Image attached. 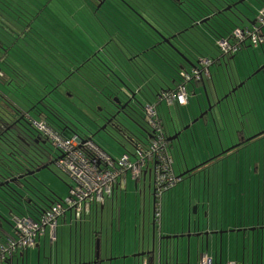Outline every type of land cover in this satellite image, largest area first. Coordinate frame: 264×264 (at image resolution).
Returning <instances> with one entry per match:
<instances>
[{"label": "rangeland", "instance_id": "1", "mask_svg": "<svg viewBox=\"0 0 264 264\" xmlns=\"http://www.w3.org/2000/svg\"><path fill=\"white\" fill-rule=\"evenodd\" d=\"M33 1L35 2L34 8L36 11L31 9L30 6L24 0H21V2L19 0L17 1L14 0V2L9 1V4H7V6L4 2H0V18L1 16H3L4 19H6L9 23L12 24V28H16V30L18 29L19 31V27H20V29L24 31V29L27 28L25 26L27 25L25 24L27 13L30 12L31 14L33 13L35 15L36 12H40L39 15L40 17L37 19V21L33 23V25H36L38 27V30L40 31L41 34L47 36L49 39H51L52 37V39L55 41L58 40V36L60 37L62 36L60 32L64 31V33H68L67 36H64L66 38V39L64 38V42L66 44L64 46V49L68 53H70L72 50L71 48L72 46L70 44V40L72 38H74V44L76 50L78 48L84 50L85 46L90 48V43L87 38L89 36L95 38V41L97 40V42L101 40L100 43L102 44L108 40L106 47H108L109 45H113L111 42L112 38H110V36L113 35V32L116 31V28L111 20L112 14H114L113 16H117L118 20H114V21H117L119 22L120 25H122L119 30L122 33H125L124 36L126 37L127 41H131L130 39L132 38L136 39L137 41L143 40L146 37V34H148L149 36V31L147 30V28L146 27L143 28L140 25L131 22L130 21L131 18H129L132 17L130 12L128 10L125 11L120 9L121 7L119 6L118 9L121 10L120 13L113 12L116 10L110 11L109 8L107 9V5H106V7L101 10V16H98L99 18H96L86 10H84V12H82L83 10L80 11L77 7H79L81 2L80 4L77 5V2L75 0H48V1L45 0V2L44 0H40L38 2H36L35 0ZM215 1H217L220 10H223L226 13L224 14L223 12L219 16L216 15L211 19L212 23L215 25H218L216 24V22H220L221 19L227 20L228 19L227 16L233 17L234 20L239 25L247 24L248 20L250 21L256 18L259 15L262 8L264 7V3L261 0H244L243 3H238L240 0H230L233 1V3H237L236 6L238 9L234 8L235 11L233 10V14L240 13L241 11L244 12V15L240 14L242 18H238L239 19L238 20L233 16L231 12H229L228 6H225L227 5L226 1L224 0H215ZM137 3L143 6V8L146 7H147L146 9L149 8L148 12H150V16L152 15L155 18L159 16V17H163L164 19L166 18L168 21L169 20L171 21L172 18L171 13L168 9H164L162 6L157 8L149 3L146 4L143 0H140V2ZM42 4H44L45 7L44 6L42 7ZM27 5H28V9H27ZM24 8L26 12L23 11ZM39 8L41 10L37 11ZM42 8H44L45 11H43ZM50 10H52L53 14L50 18H48L47 13L50 14ZM138 10L141 11V9L139 8ZM171 11L174 13L173 10ZM20 18H21V22L18 21L20 20ZM125 18L128 19V21H126ZM107 19L110 20L108 21ZM179 22H181V20H179ZM4 30L5 29L0 25V69L3 71V73H5L6 79L10 78V81L7 84H4L3 83L4 76L1 77L2 71H0V90L3 93H6L7 95L9 94L8 95L9 98H11L15 104L18 105L23 104L24 106L23 105L22 106L25 109L30 103V100L28 98L32 96V94H35L34 92L36 91L34 90L38 89L39 87L37 83L43 80L42 76L43 77L46 76L45 78H47V80L49 81L55 80L57 76L60 77L61 76L59 73L60 69H62L63 66H69L70 59L66 58L68 59V61L63 60L61 62V65H59V63L56 64L57 62L54 59H52V61L46 60L44 58L45 51L35 46L34 43L32 42V41H37L38 39L43 40L42 35L38 36L35 34L34 27H31V29H27L25 31V34H21V33L17 34L15 32L16 30L12 29L15 30L13 31L14 34L13 32L9 31L11 32V34L9 33V37L6 35ZM46 33L48 35H46ZM183 33H185L187 36H191L190 32L188 31H185ZM150 43L151 40L150 41L146 40V42L144 40V44H143L144 48H146L147 45H149ZM210 46L211 48L206 51V54L209 55L210 58L215 60V62L210 64L208 74L205 71L202 72L204 78V85L205 87H207V91L209 92V98L211 99V101L214 102V103L211 102L212 104H215V101L217 100L215 93L211 90L212 88H216L218 90V96L221 99L219 101L220 102L219 105L217 104L213 105L212 111L217 112L218 109L220 108H224L226 111H229L226 112V115L224 117H218L220 118V120L217 123L215 122L216 123L215 128L217 129V132L214 129L210 130V137L214 140L213 151H215L217 154L223 152L225 153L219 158H217V160L211 161L214 162V164L211 165L210 169H207L206 171L202 172L201 171L202 168H201L190 177L196 178L199 176L197 179L200 178L201 181L204 179H208L210 180V183H214V184H217L219 182L220 184L219 187L216 186L210 187L212 201H215L216 197L219 196L218 212H224L225 215H229L230 213L233 214L236 210H238L239 212H241V214L244 213L248 215L250 213L256 217L258 214V217L261 219L264 216V133L255 138H251L250 140L244 142V144L239 147H235V146L240 140L239 131H241L242 136L245 137L246 139L254 136L259 132L260 133L264 132V72H259L255 76L254 80L248 82V84L245 87L243 86L238 88L235 93L228 94L227 98H223V96L225 95V92L226 93L229 92L226 86V74L232 76L235 80H238L240 79L239 75H241L242 77L245 74H248V72L251 73L252 71H254L256 68L259 67V64L261 65L262 63H264V53L262 51L263 48L261 46L254 48L252 46L246 45V47L245 46L241 47V50H239L237 53L231 56L229 54L222 55V53L214 45V43L211 44ZM110 48L111 51L114 52L112 53L113 58L115 60H119L121 66L123 67L128 66L129 71L132 74H134L133 76H136L138 78L133 68L127 65L128 62L127 59L121 58L118 50H115L113 46H111ZM129 49L130 48H128L127 50ZM126 52L131 53L132 49ZM116 55L118 56V58ZM200 55L201 54H193V56L196 57H199ZM95 59L92 60L93 64L94 62L97 63ZM193 62L194 63L197 62V59L195 57H193ZM83 68H87V67H83ZM186 69L189 72L192 71V68L189 64H187ZM115 70L121 76L123 75L125 78H128L129 74L127 75L126 72H120L118 68H115ZM96 76L97 75L95 73L94 74L92 73L90 76L92 82H94V85H96V81L98 80ZM84 80L87 81V78L84 77ZM118 80L120 81L119 77ZM133 80H137V79L133 78ZM75 85L78 86L77 87L78 95H80L79 93V87H80L85 92L84 96L86 97V99H88L89 102H92V104L96 103L94 102L93 99H91L86 95V92L92 90L90 85H87L85 81L81 82L80 78L77 79ZM97 85L100 86L99 84ZM131 85L133 88H137V90L141 88V86L137 87L136 84H131ZM204 85L200 80H195L194 78H192V80L189 81L187 85L189 90L188 95L190 94L192 99L193 98L195 99L196 103L197 101H199L203 105H207V101L205 100V96H204ZM256 88H262L259 91V94L254 91ZM252 90L255 93L252 92ZM233 97H236L235 99L242 100V102L239 103L240 106L239 109L237 110L234 108L235 104L232 101ZM139 98L143 101L144 105L148 101L155 99L154 94L150 93L148 95V98H146L144 96V93L142 92L139 93ZM73 99L77 100V97L75 96L73 97ZM60 104L61 106L63 105L65 109L67 108L65 110L63 107H61L63 109L61 111L62 115L67 118H70L69 111L71 112L73 111L70 110L67 104L65 105L62 102ZM228 104H230L229 107H227ZM78 105H82V107L84 108V112H87V107H84L86 106V104H80L79 99H78ZM142 108L145 115L144 106ZM173 112L174 111L172 109L170 113ZM30 115L35 119L40 120V116L35 115L33 111H30ZM211 116L212 113H208V115H205L204 117L198 119L189 128L185 129V131L182 132L181 136L178 139H175L172 145L171 144L169 145L168 147L169 154L172 159L173 168L174 170L177 171V173L180 172V169L184 171L188 168H193L196 165H200V163L204 162L205 159L209 160L214 157L215 154L209 156L212 149L208 148L209 144L207 145V143L210 142L208 136L205 137L203 135L202 136L200 135L196 138H193V134L197 132L196 128L200 127L201 126L200 124L203 125V123L207 122V125H210L212 120ZM193 119L194 118H192L190 121H193ZM123 124H125L126 126H130L129 122H123ZM188 124L189 123L187 124L181 123L182 126H187ZM140 129H142V127ZM166 129L169 130L170 133L173 132L169 127H166ZM110 132L114 136L108 138L100 134L95 135L93 137V142L97 144L102 150L107 152L114 159H118L126 151H128L131 154L134 153L135 151L134 144L128 141L122 134L117 132V129L115 127H110ZM186 135L191 138L190 144L184 146V148L182 149L180 148L178 149L180 144L183 145V141ZM216 138L221 139L222 142L221 143L215 142L217 141ZM47 146L49 149L53 150L55 154L58 155V151H56L51 146H49V144ZM231 146L232 148H230ZM205 153H209V154L206 155ZM199 173L201 174L199 175ZM127 175H128L127 181H131L132 180L131 174L128 173ZM37 176H38L37 186H40V188L45 191V193L47 194L45 198H48V196L61 200L66 198V196L68 195L69 186L71 185V181L62 172V170L56 168L54 163L50 164L49 167L47 168H43L37 171ZM151 181L152 183L154 182L153 174ZM32 188L34 190L37 189L35 185L32 186ZM39 194L41 195V193ZM257 194H260V202L256 201L257 199H259L257 198ZM137 195L138 194L135 191V187L131 186L129 194H127V202L125 205L123 204V208H122V210L126 212V217H124L123 215V218L122 219L120 218V220H122L121 221L122 230H124L125 227L124 240H126V242L131 245L134 243V240L136 239V231H137L136 229H138V225L136 224V221L141 222V217H142L141 215L138 214L136 215L135 213V198L138 202V206L141 207V204L143 203L142 196L141 195L137 196ZM147 202H148V195L146 193V204ZM124 206L126 210L124 209ZM170 206H171L170 208L167 207V210H164L165 209V205H164V209H163L164 214L162 218L163 229L166 222V218H165L166 213L173 214L172 205ZM195 207H196L195 204H192V212ZM187 208H188V203L184 208L180 207L178 204L176 210L180 213L183 212L185 213L188 211ZM1 211L2 208H0V212ZM117 211L118 208L115 205L114 217ZM22 215L35 216V214L24 212L22 214L9 213L8 215H6L7 218H3L2 215L0 214L1 224L3 223L6 226L5 231L2 234L0 233V237H2V239H5L7 235H15V231L13 227L14 223L16 222L15 217ZM171 217H168V220H170ZM148 219H149V212L147 210L146 221H145L146 225L144 229L140 227L141 231L144 230H146V232L148 231V224H149ZM66 220H67L66 223H63L62 220L60 219L58 222V226H59L58 230L60 232V235L58 236V243H57L58 245L56 244L55 246V243L54 245H51L49 243L50 239H48L47 247L45 251L46 255H48L50 252V248L52 246L51 253L52 256H55V249L58 247L57 254L59 255L60 259L61 257H63L64 262H66L69 257L70 242L72 246H74L73 245L74 236L72 237V241H71L69 235V223H70L69 215H67ZM110 220L111 218H110L109 210H106L103 216V231L101 238L102 244L105 243V239L107 240V234H106L107 231H108V242H110V238H111L110 229L107 230V228H110V224H111ZM118 222H119V218H118ZM100 226H101L100 218H98L97 235L99 234ZM93 227H96V225L93 224ZM252 229L253 228H251V230ZM94 230L96 231V229L90 228L89 225L83 226L82 232L80 233L78 231V241L81 240V242L86 246L91 244L92 248L94 249L96 240H99L98 236H95ZM157 230H158V226L156 227V231ZM114 231L116 232L115 228ZM141 240H142V232H141ZM33 249L36 248L31 247L28 249L29 250V256H28L29 260H27L28 264H36L38 252L37 250H33ZM32 251L34 252L33 254ZM93 255H94V251H93ZM122 263L117 262L112 264H122ZM72 264H78V263H72ZM103 264H110V262H105Z\"/></svg>", "mask_w": 264, "mask_h": 264}, {"label": "crops", "instance_id": "2", "mask_svg": "<svg viewBox=\"0 0 264 264\" xmlns=\"http://www.w3.org/2000/svg\"><path fill=\"white\" fill-rule=\"evenodd\" d=\"M4 3L6 4V6L7 4H9L7 1H4ZM0 23H2L1 25H3L4 28L8 29L11 32L16 30V28H12V24L9 23L6 19H4L3 16H1ZM20 30L21 29L19 28V32ZM17 31L18 29L15 31L18 34ZM47 38L48 37H46V40L43 39L44 42L46 43L42 45V50H45V48L49 49L53 47L52 44H54V40L52 39V37L51 39L49 38L47 39ZM246 45L250 46L248 42H246ZM262 48H263L262 51L264 53V47ZM239 50H241V48ZM233 55L234 54H232L231 56ZM261 67L263 68L260 69ZM259 72H264V63L261 64L254 71H252V73L248 72V74H245L242 77L241 75H239L240 79L238 80H235L233 77L231 78L229 76L228 82L232 84V82L240 81V83H242V86L247 85L248 82L254 80L255 76ZM6 80L7 81L10 80V78H7ZM203 82H204V78H203ZM39 83L40 82L37 83L38 86L40 85ZM239 84H237L238 85L237 87H241L239 86ZM226 86L228 88L229 86L228 83L226 84ZM261 89L262 88H256L254 91L259 94V91ZM211 90L213 92L216 90L218 94V90L216 88ZM254 91L252 90V92ZM216 92L215 95L217 96ZM225 94L227 93L225 92ZM232 101L235 104L234 108L236 110L239 109L240 106L239 103L242 102V100L233 99ZM151 103H154V101ZM214 105H216V102ZM228 106H230V104H228ZM206 108L207 105H203L199 101H197L196 103L195 99L194 98L192 99L190 94L188 95L187 103L182 106L172 105L167 107L163 104L160 105L158 103L156 105L158 116L164 121L166 119V123H165L166 127L171 128L173 132L175 129H179L183 127L181 123L182 124L189 123V125L191 126L195 122L190 120L192 118H196L200 114V112ZM172 109L174 112L170 113ZM208 113L206 115H208ZM218 114H219V109L217 112L215 111L213 112V117L211 116L212 120L210 125H207L206 122L203 123V125L200 124L201 126L196 128L197 129L196 134L198 133L197 134L198 136L200 135L201 136L203 135L205 137L208 136L210 142L207 143V145L209 144L208 148H211L212 150H213L214 140L210 137V130L214 129L217 132V129L215 127H216V123L220 120V118H218L217 116ZM213 118L216 119L215 124L213 122ZM166 133L169 136L172 135V133H170L169 130H167ZM216 140L217 141L215 142H219V138H216ZM170 144L172 145V143ZM205 154L208 155L209 153H205ZM211 165H213V163L203 164L201 162L200 165H196L195 167L188 169H190V171H193V169L198 167L197 170L194 171L197 172L202 168L201 171L203 172L206 171L207 169H210ZM172 168H173V164H172ZM173 171L176 176L179 173L183 172L182 169H180V172L177 173V171L174 170V168ZM194 171L192 173H195ZM127 174L128 172L125 175V182L119 183L117 185L113 197L107 198L105 200V202L97 210L95 216L93 214L91 216H87L81 222L69 223V235L71 241H72V237L74 236V242H73L74 246H72L70 242V253L66 262H64L63 257H61L60 259L59 255L57 254L58 247L57 248L55 247L56 249H55V256H53V264H66V263L80 264V262H86L93 258L94 256L93 251L95 250L92 248L91 244L86 246L81 242V240L78 241V231L81 233L83 230V226L85 225H89L90 228L96 229V231L95 230L94 231H95V236H98L100 241L99 262H101V264L105 262H110V264L117 262H121V263L123 262L122 264H126V263L127 264H144V263L199 264L203 254H206V256L211 259L212 264H263L264 263V216L260 219L258 217V214L257 217L253 216L250 213L246 215L244 213L241 214V212H239L238 210H236L233 214L230 213L229 215H225L224 212H218L219 196L217 195L218 197H216V200L212 201L210 187H215V186L219 187L220 185L219 182L217 184L210 183V180L208 179H204L201 181L200 178L197 179L199 176L196 178L190 177L193 174L191 175L186 174L180 177V180L176 184H174L172 187H170L168 190H166L163 193L161 197L162 207H161L160 222H158L161 224V227L160 229L158 228V230L155 232L156 237L153 245L151 238L152 237L151 222H154L153 213H154L155 198H154V182L152 183L151 181L152 174L146 172L142 174L138 179H134L133 177H131L132 178L131 181H127V176H128ZM200 174L201 173H199V175ZM131 186H134L136 193L139 196L141 195L143 198V203L141 204V207L138 206V202L135 198V213L136 215L138 214L141 215L142 217H141V222L136 221V224L138 225V229H136L137 230L136 239L134 240V243L132 245L128 244L126 240H124L125 227L124 230H122V223H121L122 220H120V218L121 219L123 218V215L124 217H126V212L123 211L122 208H123V204L125 205L127 202V194H129ZM146 193L148 195L147 204H146ZM257 198L259 199H257L256 201L260 202V194H257ZM187 203H188L187 212L180 213L176 210L178 204L180 207L184 208ZM192 204H195L196 206L193 212H192ZM115 205L118 208V211L114 217ZM164 205H165V209H164ZM170 205H172L173 214L166 213V217H165L166 222L163 229L162 226L163 225L162 218L164 214L163 209L167 210V207L168 208L171 207ZM106 210H109L110 218H111L110 228H107V230L110 229L111 238H110V242H108V231H107L106 233L107 240L105 239V243L102 244L101 238L103 231V216ZM147 210L149 212V219H148L149 224H148V231L146 232V230L141 231L140 227L143 229L145 228ZM168 217H171V219L168 220ZM98 218H100L101 226L99 228V234L97 235ZM118 218H119V222H118ZM197 219H200L202 222L201 228L199 230L195 228V221ZM66 221H67L66 219L62 220L63 223H66ZM168 221L171 222L169 223ZM188 222L191 231V235L189 237L186 236ZM158 223L157 222L155 223L156 225L155 228L159 225ZM204 223H206L207 226H204ZM93 224H95L96 227H93ZM58 228L59 226L57 225L55 246L58 243V236L60 235ZM114 228L116 229V232L114 231ZM251 228L253 229L251 230ZM205 231L207 232V236L203 235ZM47 232L48 231L46 230L45 234L37 240L36 245L33 247L36 248L33 250H37L39 257H41V253L43 252L45 253L47 247V240L50 239L49 232L48 235ZM141 232H142V240H141ZM196 232H199L200 235L196 236L195 234H193ZM160 234L177 235V238L162 240L160 245V241H159ZM206 243H207V247H206ZM141 252L143 254H141L140 256L137 257L133 256L136 253H141ZM33 253L34 252L32 251V254ZM24 256L27 258V260H29L28 259L29 250H27L24 253ZM13 264H15V262Z\"/></svg>", "mask_w": 264, "mask_h": 264}, {"label": "trees", "instance_id": "3", "mask_svg": "<svg viewBox=\"0 0 264 264\" xmlns=\"http://www.w3.org/2000/svg\"><path fill=\"white\" fill-rule=\"evenodd\" d=\"M4 1H7L8 3L9 1L14 2V0H0V2H4ZM19 1L21 2V0ZM24 1L30 6L31 9L36 11L34 8L35 2L33 0H24ZM35 1L38 2L40 0H35ZM75 1L77 2V5L80 4L81 2L79 7H77L80 11L83 10L82 12H84V10H86L90 12L93 16H95L96 18H99L98 16H101V10L105 8L106 5H107V9L109 8L110 11L116 10L113 12L120 13L121 11L120 9L125 10V11L127 10L126 3H129L137 8L139 7L140 9H142L141 11L144 13L145 18L146 19L148 17L153 18L155 20V24L153 25L154 27H150L147 25L145 26V24L143 26L142 24H140L141 27L147 28V30L149 31V36L148 34H146V37L143 40L137 41L136 39L132 38L130 39L131 41H127L126 37L124 36L125 33H122L119 30L122 25H120L119 22L114 21L118 19H117V16H113L114 14H112L111 20L116 28V31L113 32L112 36H110V38H112V41L111 40L110 41L112 42L113 45L108 44L109 46L106 47L108 40L102 44L100 43L101 40L97 42V40L95 41V38L89 36L87 38L90 43V48L85 46L84 50H82L81 48H78L76 50L75 44H74V38H72L70 40V44L72 46L71 48L73 51L71 50V52L68 53L64 49V46L66 45L64 42V38H65L64 36H67L68 33H64L63 31V32H60V34L63 37L58 36V40L57 41L54 40V44H52L53 46L52 48H49V49L45 48L44 58L46 60L52 61V59H54L57 62L56 64L59 63V65H61V62L63 60L68 61V59L66 58H69L70 59L69 66H63V68L60 69V72H59L61 76L60 77L57 76L55 80L53 81L52 80L49 81L47 80V78H45L46 76L45 77L42 76L43 80L39 83L40 85L38 87L40 89H35L34 90L36 91L34 92L35 94H32V96L28 98L30 100L28 107L32 108L33 106L34 108L37 104H41L44 107H46L47 110L45 109L43 110L42 106L41 108L37 106L40 109H36V111L42 110V113L44 114V115L42 114L39 115V113L41 112L37 111L38 112L37 115H39L40 118L44 119L48 124L49 122H58L60 124V128H58L57 131L60 133H61V127H63L62 125H69L70 127L71 125H75L74 118L75 117L78 119L83 118L82 116H84L85 113L89 111L88 109L87 112H84V108L82 107V105H78V99H79L80 104H84L85 99H86V97L84 96L85 92L80 87H79L80 95L77 94L78 86L75 85V82L77 81L78 78L81 79V82L85 81L87 85L91 86L92 90H89V92H86V95L90 97L91 99H93L94 102H96L97 104H100V95L108 96L110 94H113L115 96H118V93H119L118 92L119 85L117 84L118 79L116 78L117 81H114V79L116 76L121 77L119 76V73H117L115 70V68H118L119 66H121V63L119 62V60H115L113 58L112 53L114 52L111 51V48H110L111 46H113L115 50H118L121 58L127 59L128 61L127 65L131 66L134 72L136 73V75L138 76V78L136 76H133L134 74H132L128 68L126 70L127 75L129 74L128 79L140 84L139 86L141 87L145 86L144 96L146 98H148V95L150 93L154 94V97H157V94H159L161 90L163 89L167 90L168 88L172 90L178 85V83L182 81L181 69L187 68V63L184 62L182 59L183 56H186V58L189 59L192 63H194L193 57H195L196 59L199 58V57L193 56V54H201L200 57H203V58L209 57V55L206 54V51L211 48L210 46L211 44L214 43V45L216 46L217 39L222 38V37L224 38L231 37V32L235 28L250 27L252 25L251 21L249 20H248V23L244 25H239L237 24V22H235L232 25H229V24L225 25L220 22H216V24L218 25L213 24L211 19L214 16L216 15L219 16L221 13L224 12L223 10H220L218 6H216L215 2L217 1L215 0H143L146 4L149 3L152 6H155L157 8L162 6L164 9H168L171 13V17H172L171 21L170 20L168 21L166 18L164 19L163 17H159V16H157V18H155L152 15L150 16V12H148L149 8L148 9H146L147 7L143 8V6L137 3V2H140V0H136V2L135 0H75ZM224 1H226L228 4L230 2V0L229 1L224 0ZM261 1L264 3V0H261ZM232 2L233 1H231L230 3ZM233 4L230 7L235 6L237 3L235 5ZM28 5H27V9H28ZM43 6L44 4H42V7ZM118 6L121 8L118 9ZM212 6L215 7L216 12H214V9H213L214 7ZM42 9L43 11H45L44 8ZM40 10L41 9L39 8L37 11H40ZM171 10H173L174 13ZM23 11L26 12L25 8ZM52 14L53 12L52 10H50V14L47 13L48 18H50ZM39 15H40V12H36L35 15L33 13L31 14L30 12H28L26 15V20H25L27 22V23L25 22V24H27L25 25L27 28H25L24 31L23 30H20V32L18 31V34L19 33L25 34V31L27 29H31V27H34L35 34L38 36L42 35V39L46 40L47 36L41 34L40 31L38 30V27L36 25H33V23L37 21V19L40 17ZM109 17H110V14H109ZM107 20L109 21L110 19H107ZM179 20H181V22H179ZM18 21L21 22V18ZM1 24L2 23H0V25ZM181 25H186L187 31L190 32L191 34V36H187L185 34L186 42L184 46L180 45L181 43L179 41V38L177 40L170 41V43H166L159 36L162 33L169 34L170 33L169 30L179 29ZM1 27L4 28L3 25H1ZM46 35L48 34L46 33ZM157 35L160 37L158 38L162 40L161 42L158 40L154 42L152 41V39H154ZM44 40L38 39L37 41H32V40L31 41L34 43L35 46L42 49V45L46 43L44 42ZM144 40L145 42L146 40L148 41L151 40V43L147 45L146 48H144L143 46ZM246 42H248L250 46L255 47V48L258 46H261V45L253 46L249 42V40L246 39L244 40V42H242L240 45L237 46V49H240L242 46H245ZM128 48H130L129 50L132 49L131 53L126 52V51H129L127 50ZM226 54L230 55V53H226ZM226 54H223V55H226ZM88 55L89 57L87 58ZM94 56L95 57L97 56L96 61L103 68V69H100L99 71L101 77L106 79V82H103V84H99L100 86L97 85L100 80L96 82V85H94V82H92L90 78L91 74L92 73L94 74V69H96V65L95 63L93 64V61H92L93 58L91 59V57H94ZM104 64L109 69L106 68ZM83 67H87V68H83ZM95 74L97 75L96 77L99 78L98 76L99 73H95ZM84 77L87 78V81L84 80ZM133 78L139 81L133 80ZM9 81L10 80H8V82ZM68 83L70 84V86ZM71 83H72V86H71ZM75 96L77 97V100L73 99V97ZM152 100L150 101L147 100L148 102L145 105L150 104ZM61 102L65 105L67 104L70 110L73 111L71 112L68 110L70 112L69 113L70 118H67L62 115L61 111L63 109L61 107H63V105L61 106L60 104ZM142 106H144V103L142 104ZM31 118L35 119L34 117L30 115V118L28 120V122L31 123L30 128H32L35 131L37 136H43L42 133L39 132L33 126L31 122L32 120ZM73 134L80 135L77 132V130H74ZM48 143L54 149L52 144L50 142ZM46 200L49 201L50 203H53L54 201L60 200V199L48 197L46 198ZM33 201L34 200L32 198V202ZM33 203L34 204L31 203V205L29 204L30 208L34 210L35 209L39 210V208H36L34 206L36 204L35 201ZM27 210L29 212L31 211L30 209H27ZM38 214H35V216ZM10 264H13V262L12 263L10 262Z\"/></svg>", "mask_w": 264, "mask_h": 264}, {"label": "built area", "instance_id": "4", "mask_svg": "<svg viewBox=\"0 0 264 264\" xmlns=\"http://www.w3.org/2000/svg\"><path fill=\"white\" fill-rule=\"evenodd\" d=\"M246 39L253 46L264 43V7L250 27L235 28L231 37L217 39L216 45L226 54L236 51L237 46ZM208 62L204 60V63ZM205 72L208 74V70ZM200 75L201 71L198 69H192L191 72L181 71L182 81L174 89L160 93L158 101H164L168 106L185 105L188 101L187 83L191 77L199 78ZM144 110L151 129L150 138L145 142H135L134 153L126 151L118 159L112 158L91 139L77 134L65 136L50 127L44 119L31 120L33 126L45 135L59 155H62L55 165L70 179L71 185L65 199L54 201L49 208L36 216L23 217L15 222V235L8 236L5 243L0 245V264L12 259L15 254L25 253L34 247L46 230L50 235V244L54 245L59 219L65 220L69 215L70 223H77L87 216H95L105 200L113 197L117 185L125 182L127 172L134 179L146 172L153 174V219L155 223L160 222L161 197L180 180V177L174 174L172 168L165 133L156 119V104H147ZM199 264L212 262L203 254Z\"/></svg>", "mask_w": 264, "mask_h": 264}, {"label": "flooded vegetation", "instance_id": "5", "mask_svg": "<svg viewBox=\"0 0 264 264\" xmlns=\"http://www.w3.org/2000/svg\"><path fill=\"white\" fill-rule=\"evenodd\" d=\"M230 2H229V4L226 2L227 5H225V6L230 7L233 4V2L232 3H230ZM243 2H244V0L242 1V3ZM215 4L219 8V5L217 4V2H215ZM236 5L233 7H230L229 12H231L233 14V10L235 11L234 8L238 9ZM212 7H214V6H212ZM126 8L132 16V17H129V18H131V20H130L131 22L138 24V25H140V24L144 25L145 24L147 26L154 27L153 25L155 24V20L153 18H149V17L146 19L144 16V13L138 10L139 7L137 8V7L133 6L132 4L126 3ZM213 9H214V12H216L215 7ZM238 11H240V10H238ZM224 14H226V13L224 12ZM240 14L244 15V12L241 11L240 13L233 14V16L236 19H238L239 17L242 18ZM227 17H228L227 20L221 19L220 23H223L225 25L226 24L232 25L236 22L233 17H229V16H227ZM126 21H128V19H126ZM251 24H253V23H251ZM186 28H187L186 25H181V27L179 29L169 30L170 31L169 34H165V33L163 34L162 33L159 36L166 43H170V41H174V40H177L179 38V41L181 43L180 45L184 46L185 42H186V35L183 32L187 31ZM4 29H5L4 31H5L6 35L9 37V33L11 34V32H9V30L6 28H4ZM159 36L157 35L154 39H152V41L154 42V41L158 40L161 42L162 40L159 39L160 38ZM245 45H246V43H245ZM216 47H217V45H216ZM261 47H264V43L261 44ZM238 51H239V49H237V51H235V52L230 53V55L235 54ZM222 55H223V53H222ZM88 57H89V55L87 56V58ZM94 57H91V59L92 58L95 59ZM204 60H208L209 62L204 63ZM214 62H215V60L210 59V57H204L203 58V57L199 56V58L197 59V62L194 64H195V69H198L199 71H201V75L199 76V78L191 77V79L189 81H191L192 78H194L195 80H200L203 83L202 72L205 70H208V73H209V66H210V64H212ZM94 63L96 65V69H94V73H99L98 74L99 78L97 81H99V80L100 81L98 82V84H103V82H106V79L102 78L100 75V72H99L100 69H103V68L99 65V63H96V62H94ZM104 66H106V65L104 64ZM106 68H108V67L106 66ZM128 68H129L128 66H125V67L119 66L118 67L120 72H126V70ZM0 71H2V70L0 69ZM181 71L189 72V71H187L186 68H182ZM4 74L5 73H3V71H2L1 77H3ZM229 76L230 75L226 76V78H227L226 84L228 83V85H229L228 86V91H229L228 93L231 92L232 88H235V91L233 92V93H235L237 91V89L240 88V87H237L238 86L237 84H239L240 81L232 82V84H230L228 82ZM230 77L232 78V76H230ZM116 78L118 79V76H116L115 79ZM115 79H114V81H117V79L116 80ZM119 79H120V81L119 80L117 81V84L119 85V87H118L119 93H118L117 97H119V99H120V104H117V103L112 101V98L115 96L113 94H110L108 96L100 95V104H97V103L92 104V102H89L88 99H85L84 104H86L85 107H87V110L89 109V112L85 113V115L82 116L83 117L82 121H81L82 125L74 126L73 130H77V132L80 135L87 138L89 135L95 133L103 125H105V127H104L105 131L110 132V127H115L116 129H118L119 123L123 124V122H129L130 126H126L125 124H123V125L126 128L125 132L129 133L130 138L133 139L132 140L133 144L135 142H138V141L145 142L146 140H148L150 138V136H151L150 130L151 129H150V127L146 121V118H145V115L143 112V108H142L143 107L142 106L143 101H141V99L139 98V93L145 92V90H144L145 86H142L141 88H139L137 90V88H133L131 84H136L137 87L140 84L136 83L135 81L128 80V78H125L123 75L121 77H119ZM3 83L4 84L8 83V81L6 80L5 77H4ZM187 85H188V83H187ZM243 86L245 87L246 85H243ZM243 86H241V87H243ZM212 89H214V88H212ZM169 90H171V89H169V88L167 90L163 89V90H161L160 93L167 92ZM187 90H188V86H187ZM215 92H216V90L214 91V93ZM188 93H189V90H188ZM159 94H157V97H155V99H154L156 101L153 100L154 103H156V105L158 103L160 105L163 104V105L169 107L164 101H161V100L158 101V95ZM216 94H217V92H216ZM8 95L6 93H3L0 90V200L3 201V203L7 205L6 207L3 204L0 205V208H2V211L0 212V214L2 215L3 218H7L6 215H8L9 213L10 214H22L24 212L25 213L31 212L30 214H38V212H39V214H40L41 212H43L47 208H49L52 203H50L49 201L46 200L45 196H47V194L45 193V191L42 190L40 188V186H37L38 185L37 184L38 183V181H37L38 176H37L36 169L38 167H40L42 164L48 163L49 161H53V163L55 165L56 160L58 159L59 153L57 155L53 152V150L48 148L47 145L49 144L48 142H50V141L47 139V137L45 135L37 136L35 131L28 126V119L30 118V111H33L35 113V115H37L39 111L37 110L38 111L37 112L36 109H40L42 105L37 104L34 108H33V106H32V108L31 107L29 108L27 106L24 109L23 104H22L23 106L15 104L14 101H12V99L9 98ZM216 97H217V99H220L218 94ZM233 99H235V97H233ZM126 102H127V106L123 109L120 108V105H123ZM94 105H95V107H94ZM37 106H39L40 108ZM144 108H145V105H144ZM213 112L214 111L211 112L212 117H213ZM217 116H219V114ZM139 118H140V120H139ZM40 119H42V118H40ZM156 119H157L158 123L160 124V126L164 130L165 138L167 141V149H168L169 144L173 143L175 140H173V141L168 140V137H170V136L167 135V133H166V131H167L166 126H165L166 121L162 120L158 116V113H157ZM32 120H35V119H32ZM94 123H96V125ZM49 126L55 130H58V128H60V124L58 122H49ZM141 127H142V129H140ZM183 127L179 128V129H175L174 132H171L172 135L176 131H179V130H181L183 132ZM239 133H240L239 134L240 140L238 141V143L236 144L235 147H239V146L243 145L244 142H247L248 140L251 139V138L246 139L245 137H243L241 131H239ZM263 133H261V134H263ZM197 134L194 133L193 138L198 137ZM261 134H259V135H261ZM259 135H256L253 138H255ZM44 140L46 142L43 144L42 141H44ZM190 142H191V138L186 135V137L183 141V145L180 144L178 149L184 148V146L190 144ZM219 142L220 143L222 142L221 139H219ZM49 146H51V145L49 144ZM213 150H214V148H213ZM212 151H211L212 154L210 153L209 156H212L215 154L214 157L209 159V160L205 159L204 160L205 163H213L214 164V162H211V161L217 160V158H219L220 156H222L225 153V152H223V153L217 154L215 151H213V152ZM168 152H169V150H168ZM47 155L49 157L46 158L45 156H47ZM204 162H202V163L205 164ZM197 168L198 167L193 169V171L197 170ZM187 170H189V169H187ZM193 171H189L188 175L194 174V173H192ZM30 172H32L33 174H31V175L27 174ZM34 185L37 188L36 190H34L32 188V186H34ZM38 192L41 193V195ZM30 197L33 198V200L36 203L35 205L39 208V210H36V209L34 210V209L30 208L31 203L28 202ZM48 197H50V196H48ZM27 209H30L31 211L29 212ZM23 217H27V216L26 215L16 216L15 221H17L18 219H21ZM5 228H6L5 224H3V223L1 224V220H0V233L1 234L5 231ZM8 236H10V235H7L5 237V239H2V237H0V245H3L5 243V240ZM48 255H50V258L42 259L40 257V262H42L43 264H53V256H52L51 251L49 252ZM22 258H23V253H17L12 257V259H10L7 262H4L2 264H10V262L11 263L15 262L16 264H21Z\"/></svg>", "mask_w": 264, "mask_h": 264}, {"label": "water", "instance_id": "6", "mask_svg": "<svg viewBox=\"0 0 264 264\" xmlns=\"http://www.w3.org/2000/svg\"><path fill=\"white\" fill-rule=\"evenodd\" d=\"M242 1L243 0H240L238 3H242ZM236 4V3H235ZM235 4H233V5H235ZM228 9H230V7H228ZM240 18V17H239ZM255 20V19H254ZM254 20H252L251 21V23H254ZM187 64H189L191 67H193V68H195V64L194 63H192L189 59H187L186 58V56H183V58H182ZM263 67H261L260 69H262ZM260 69H257V70H260ZM257 72V71H256ZM202 80H203V76H202ZM203 85H204V82H203ZM239 86H242V83H240L239 84ZM235 91V88H232V90H231V92L230 93H227V94H225L224 96H223V98H226V97H228V94H232L233 92ZM204 96H205V100L207 101V108L206 109H204L203 111H201L200 112V114L196 117V118H194L193 119V122H196L198 119H200V118H202L204 115H206L208 112H212V107H213V105L214 104H212L211 103V100H210V98H209V92L207 91V88L205 87V85H204ZM221 99H217L216 101V104H219ZM112 101L113 102H115V103H117V104H120V99H119V97H117V96H114L113 98H112ZM127 106V102L126 103H124L123 105H120V108H125ZM219 107H221V106H219ZM227 107H229V106H227ZM42 108H43V110L45 109V110H47L46 109V107H44L43 105H42ZM40 111V110H39ZM41 113H39V115H44L43 113H42V110L40 111ZM44 112V111H43ZM226 112H229V111H226L225 109H223V108H220L219 109V116L218 117H224L225 115H226ZM118 113V112H117ZM81 119V120H80ZM80 119H78V118H76L75 117V125H71V127L69 126V125H62L63 127H61V133L63 134V135H65V136H69V135H72L73 133H74V130H73V126H80V125H82V123H81V121H82V118H80ZM29 120V119H28ZM215 118H213V122H214V124H215ZM95 125H96V123H94ZM28 126L29 127H31V123H29L28 122ZM190 125L188 124L187 126H184L183 127V131L185 130V129H187L188 127H189ZM104 127H105V125H103V126H101L95 133H93V134H91V135H89L88 137H87V139H91V140H93V137L95 136V135H104V136H106V137H112V136H114L111 132H106L105 131V129H104ZM125 126L123 125V124H120L119 123V127H118V129H117V132H119L120 134H122L128 141H130L131 143H132V140L133 139H131L130 138V135H129V133H127V132H125ZM261 133H263V132H261ZM260 132L259 133H257V134H255L254 136H256V135H259V134H261ZM127 134V135H126ZM181 134H182V131L181 130H179V131H176L172 136H170V137H168V140L169 141H173V140H175V139H178L180 136H181ZM150 135V134H149ZM254 136H252V137H250V138H253ZM102 137V136H101ZM249 138V139H250ZM46 141L44 140V141H42V143L44 144ZM123 146H124V144H123ZM233 146H235V145H233ZM230 148H232V146L230 147ZM107 153V152H106ZM108 154V153H107ZM46 158L47 157H49L48 155L47 156H45ZM60 157H62V155H59L58 156V158H60ZM51 163H53V161H49L48 163H44V164H42L40 167H38L37 169H36V171H39V170H41V169H43V168H47L48 166H49V164H51ZM190 171V169L189 170H185V171H183V172H181V173H179L177 176L178 177H182V176H184L185 174H189L188 172ZM27 174H29V175H31V174H33L32 172H30V173H27ZM28 202L29 203H32V204H34L33 202H32V198H30L29 200H28ZM5 205V207L7 206L6 204H4L3 203V201H1L0 200V205ZM36 208H38L36 205H34ZM9 207V206H8ZM10 208V207H9ZM11 210V209H10ZM30 216H32V215H30ZM202 222H201V220L200 219H197L196 221H195V228L196 229H200L201 228V224ZM155 223L154 222H151V229H152V244L154 245V242H155V237H156V228H155ZM204 226H207V224L206 223H204ZM160 227H161V224H159L158 225V228L160 229ZM221 232V231H220ZM193 234H195L196 236H199L200 235V233L199 232H196V233H193ZM191 235V231H190V226H189V222H188V227H187V234H186V236L187 237H189ZM203 235L204 236H207V232L205 231L204 233H203ZM180 236H182V235H180ZM171 238H177V235H159V241H160V245H161V241L162 240H169V239H171ZM206 247H207V243H206ZM94 250H95V252H94V256H93V258L91 259V260H89V261H86V262H80V264H101V262H99V240H96V244H95V247H94ZM142 253H136L135 255H133V256H135V257H137V256H140ZM41 258L42 259H46V258H50V255H46L44 252L43 253H41ZM16 264V263H15ZM21 264H28V261H27V258L24 256V254H23V258H22V262H21ZM36 264H43L42 262H40V257H39V254H38V256H37V260H36Z\"/></svg>", "mask_w": 264, "mask_h": 264}, {"label": "clouds", "instance_id": "7", "mask_svg": "<svg viewBox=\"0 0 264 264\" xmlns=\"http://www.w3.org/2000/svg\"><path fill=\"white\" fill-rule=\"evenodd\" d=\"M192 69H195V68L192 67ZM151 104H156V103H151ZM145 106H146V105H145ZM176 106H177V105H176Z\"/></svg>", "mask_w": 264, "mask_h": 264}]
</instances>
